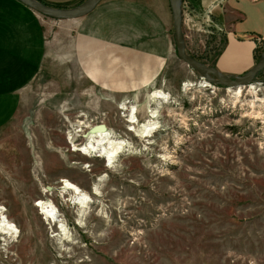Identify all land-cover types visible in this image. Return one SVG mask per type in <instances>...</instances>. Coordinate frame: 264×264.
<instances>
[{
	"label": "rangeland",
	"instance_id": "obj_1",
	"mask_svg": "<svg viewBox=\"0 0 264 264\" xmlns=\"http://www.w3.org/2000/svg\"><path fill=\"white\" fill-rule=\"evenodd\" d=\"M201 11L182 2L185 52L213 67L226 35ZM41 18L54 43L0 129V209L16 229L0 237V264H264V69L255 95L209 84L177 58L172 21L163 61H122L126 89H103L75 61L76 22ZM156 91L168 103L158 105ZM123 103L139 124L156 109L151 138L128 132ZM77 122L123 142L113 165L75 150L88 133L71 140ZM62 180L88 197L80 222ZM39 201L58 211L66 237Z\"/></svg>",
	"mask_w": 264,
	"mask_h": 264
},
{
	"label": "crops",
	"instance_id": "obj_2",
	"mask_svg": "<svg viewBox=\"0 0 264 264\" xmlns=\"http://www.w3.org/2000/svg\"><path fill=\"white\" fill-rule=\"evenodd\" d=\"M40 1L54 8H71L84 0ZM199 1L200 17L226 35L213 67L221 74L243 75L255 64L258 46L264 44V1ZM85 20L83 25L71 24L78 26L76 34L70 33L72 50L75 61H83L86 79L94 86L123 91L129 74L123 71L122 61H163L166 48L170 53L168 0H102ZM53 43L39 14L19 0H0V129L17 113ZM134 82V87L139 85Z\"/></svg>",
	"mask_w": 264,
	"mask_h": 264
},
{
	"label": "bare ground",
	"instance_id": "obj_3",
	"mask_svg": "<svg viewBox=\"0 0 264 264\" xmlns=\"http://www.w3.org/2000/svg\"><path fill=\"white\" fill-rule=\"evenodd\" d=\"M205 83L206 82L201 81L200 87L209 88L210 85ZM251 84H249L248 86H250ZM245 87L234 88V97H240ZM248 90L249 92H251L250 94L253 95H255L257 91L253 86H250ZM151 98L153 100H156L158 102V105L161 103H168L169 101L168 96H166L162 92L157 91L152 94ZM124 104L125 103H123L119 107V110L125 111L127 113V121L125 123L128 124V132L134 133L140 139L151 138L153 132L158 129V127L156 126L157 123L154 121L158 117L156 116V109L148 110L149 118L146 119V121H144L143 123L139 124L137 120V110L134 107L127 108ZM135 125L137 126V129ZM83 129H88V133L84 137L85 142L84 144L80 145V147L75 148V150L84 156L95 155L98 158L104 159L107 163L106 166L113 165L115 159L123 150V142L117 140L118 138H116L114 134H112L107 128H105V126H98L94 128L90 127L86 122H77V125L72 131L73 133L70 134V136H72L71 140H73L74 137H78V133H82ZM62 189L64 191V194H69L71 203L76 207V216L80 222L81 220H83L82 218L84 215V210L88 207L89 200L87 195L77 185L68 180H62ZM36 208H38L40 215L44 218V221L47 222L48 225L54 226L59 231V233L62 234V236L66 237L65 228L62 224L63 221L60 220L62 217L59 218L60 216H58V211L55 210V208L50 206L49 203L43 201H39L36 205ZM2 215L3 212L0 209V216L2 217H0V237L11 236L13 235L14 231H16V229L12 225V223Z\"/></svg>",
	"mask_w": 264,
	"mask_h": 264
},
{
	"label": "water",
	"instance_id": "obj_4",
	"mask_svg": "<svg viewBox=\"0 0 264 264\" xmlns=\"http://www.w3.org/2000/svg\"><path fill=\"white\" fill-rule=\"evenodd\" d=\"M37 14L53 20H75L90 14L102 0H84L71 8H54L37 0H19ZM174 29V42L177 58L194 70L201 78L212 85L231 89L255 83V77L264 69V52L253 67L240 76L221 74L215 67L206 66L188 56L185 52L182 33V1L168 0Z\"/></svg>",
	"mask_w": 264,
	"mask_h": 264
},
{
	"label": "trees",
	"instance_id": "obj_5",
	"mask_svg": "<svg viewBox=\"0 0 264 264\" xmlns=\"http://www.w3.org/2000/svg\"><path fill=\"white\" fill-rule=\"evenodd\" d=\"M37 1L41 2L40 0H37ZM181 1L182 2L187 1L190 6L195 7L197 9H199V10L201 9L199 0H181ZM41 3H43V2H41Z\"/></svg>",
	"mask_w": 264,
	"mask_h": 264
},
{
	"label": "built area",
	"instance_id": "obj_6",
	"mask_svg": "<svg viewBox=\"0 0 264 264\" xmlns=\"http://www.w3.org/2000/svg\"><path fill=\"white\" fill-rule=\"evenodd\" d=\"M257 1V0H256ZM258 1H264V0H258Z\"/></svg>",
	"mask_w": 264,
	"mask_h": 264
}]
</instances>
